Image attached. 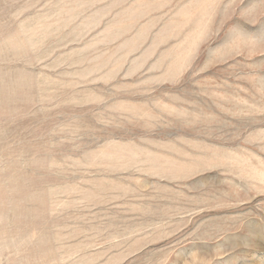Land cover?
I'll list each match as a JSON object with an SVG mask.
<instances>
[{
    "label": "rangeland",
    "instance_id": "obj_1",
    "mask_svg": "<svg viewBox=\"0 0 264 264\" xmlns=\"http://www.w3.org/2000/svg\"><path fill=\"white\" fill-rule=\"evenodd\" d=\"M0 264H264V0H0Z\"/></svg>",
    "mask_w": 264,
    "mask_h": 264
}]
</instances>
